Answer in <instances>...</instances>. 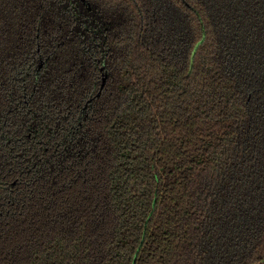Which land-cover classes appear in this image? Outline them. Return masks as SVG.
Returning <instances> with one entry per match:
<instances>
[{"label":"trees","instance_id":"obj_1","mask_svg":"<svg viewBox=\"0 0 264 264\" xmlns=\"http://www.w3.org/2000/svg\"><path fill=\"white\" fill-rule=\"evenodd\" d=\"M0 264H264V0H0Z\"/></svg>","mask_w":264,"mask_h":264}]
</instances>
